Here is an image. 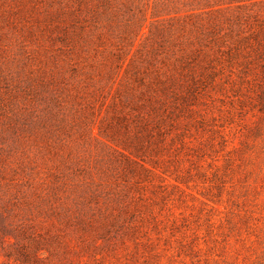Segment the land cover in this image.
Masks as SVG:
<instances>
[{
  "label": "rangeland",
  "instance_id": "rangeland-1",
  "mask_svg": "<svg viewBox=\"0 0 264 264\" xmlns=\"http://www.w3.org/2000/svg\"><path fill=\"white\" fill-rule=\"evenodd\" d=\"M207 1L0 0V264H264V24L156 153L99 132L133 55L173 59Z\"/></svg>",
  "mask_w": 264,
  "mask_h": 264
},
{
  "label": "trees",
  "instance_id": "trees-1",
  "mask_svg": "<svg viewBox=\"0 0 264 264\" xmlns=\"http://www.w3.org/2000/svg\"><path fill=\"white\" fill-rule=\"evenodd\" d=\"M247 1L252 0H218L213 5L205 2L204 7L224 6L209 9L203 23L193 21L186 44L179 41L178 50L172 51L173 59L169 61L162 57L159 41L149 52L137 51L126 69L134 83L116 89L110 104L112 115L103 118L100 134L132 147L130 153L142 160L147 152L156 153L162 148L171 134L168 131L174 127V117L178 116L179 98L196 99L208 85L216 83L226 67L231 69L238 64L239 56L243 57L239 64L245 68L251 63L247 48H256L264 21L258 14L243 13ZM231 7L237 12L229 13ZM171 27L156 29L159 37L163 38ZM116 58L120 59V53ZM167 102L173 105L167 106ZM130 138L136 142L127 143Z\"/></svg>",
  "mask_w": 264,
  "mask_h": 264
}]
</instances>
